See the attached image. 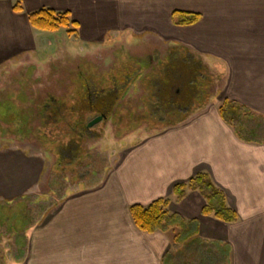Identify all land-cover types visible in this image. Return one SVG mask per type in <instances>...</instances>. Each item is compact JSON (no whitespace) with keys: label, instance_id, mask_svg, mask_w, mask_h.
Instances as JSON below:
<instances>
[{"label":"crops","instance_id":"0c3cea01","mask_svg":"<svg viewBox=\"0 0 264 264\" xmlns=\"http://www.w3.org/2000/svg\"><path fill=\"white\" fill-rule=\"evenodd\" d=\"M16 3L22 12L13 10ZM43 8L68 12L84 44L133 31L138 39L154 37L210 59L221 66L224 82L215 102L178 126L127 145L94 186L60 199L28 231L20 264H179L182 251L195 246L227 264H264V144L238 140L218 111L227 99L264 117V0H0V71L41 49L42 32L27 16ZM174 11L201 19L178 27L171 21ZM44 163L23 149L0 151V204L38 193ZM200 172L223 192L237 222L202 216L205 202L190 192L172 201L169 211L185 224L194 221L192 235L180 240L178 228L153 234L136 228L131 206L168 197L174 184Z\"/></svg>","mask_w":264,"mask_h":264},{"label":"rangeland","instance_id":"374dc122","mask_svg":"<svg viewBox=\"0 0 264 264\" xmlns=\"http://www.w3.org/2000/svg\"><path fill=\"white\" fill-rule=\"evenodd\" d=\"M74 29L71 26L54 32L37 30L42 32L41 49L31 56L18 57L16 62L13 59L12 64H6L0 71V151L19 148L45 161V175L38 193L0 204V264H20L28 231L52 212L60 199L94 186L100 173L109 170L121 150L145 136L186 122L208 103L215 102L223 87L221 66L213 65L206 57L169 47L154 37L138 39V34L129 30L126 34L107 33L97 42L84 44ZM68 31H76V35ZM171 54L189 59L192 83L187 87L176 77L172 79L174 82L170 79L176 86L167 96L166 89L156 88L152 79L154 73L163 74V65ZM123 67L129 73L126 81L120 77L111 87L119 97L114 112L89 128L91 134L84 142L85 151L77 161V157L75 161L62 160L56 144L69 131L59 123L44 129L38 106L50 97L69 95L73 80L82 85L81 79L89 74L104 84L105 77ZM167 84L170 85L162 81L157 86ZM197 92L199 95H195ZM94 118L96 115H88L86 123ZM41 128L49 135L44 142L37 135ZM62 153L68 159L67 148ZM213 203L217 206L219 202ZM193 231L191 227L190 234ZM10 242L15 246L8 249ZM10 251H15V257Z\"/></svg>","mask_w":264,"mask_h":264},{"label":"trees","instance_id":"16d2710c","mask_svg":"<svg viewBox=\"0 0 264 264\" xmlns=\"http://www.w3.org/2000/svg\"><path fill=\"white\" fill-rule=\"evenodd\" d=\"M13 10L17 13L22 12L20 3H16ZM27 17L30 26L39 31L54 32L60 28L68 29L71 26L75 27V29L78 28V25L71 21L68 12H55L51 9L43 8L29 13ZM200 19L201 16L194 13L174 11L171 14L173 25L178 27L195 25ZM75 33L76 31H68V34L76 35ZM167 61L168 63L163 65V74H160V70L158 71L160 75L154 73L152 83L158 89L159 87H164L166 89L164 93L168 96L169 91L173 93L176 86L171 83L174 82L172 80L174 77L179 81L185 82L187 87L192 82H189V59L187 57L171 54ZM128 67L131 66L128 65ZM117 68L114 70L113 75L105 77L106 81H104V84H102L103 82L98 83L97 77L94 79L92 75L87 74L86 77L81 79L82 85H77V80L72 81V89L69 95L64 94L63 98L50 97L49 100L40 103V107L38 106L39 116L42 120L41 125L45 126L44 129H47L48 125L59 123L69 131V133L66 131L68 135H64L63 139L56 144L62 160L65 158L67 162L75 161L73 159L77 157V161L78 156L82 152L84 153V142L88 139L89 134H91V131L87 128L88 123H86L88 115H96V117L103 115L108 117L114 112V107H116L119 97L116 95V92L111 90V87L115 86L114 81L116 82L120 77L125 82V77L129 75L127 68L123 67L122 70H117ZM192 76L196 75L193 74ZM148 80L151 82V79ZM162 81L163 83L167 81L170 85L157 86V83ZM105 82L108 84H105ZM79 87L81 88L77 89ZM195 95H199L198 92ZM218 111L222 121L231 127L238 140L244 143L264 144V117L256 115L248 108L227 99L220 104ZM44 129L37 130V135L43 142L49 137ZM63 148H67L68 159L62 157L63 153L61 154V150ZM190 192H197L204 199L205 205L201 209L202 216L213 217L215 220L224 223L237 222V214L225 205L223 192L215 186L207 173L200 172L186 182L174 184L168 197L157 199L147 206H131L129 213L136 228L147 234L156 232L166 233L173 228H178L180 232L176 237L177 239L185 234H190L191 227L195 231L192 225L194 221L185 224L179 216L169 211V204L172 201L181 202ZM216 200L219 202L217 206L213 203ZM206 251V247L196 246L189 250L184 249L179 256V264H227L226 258V261L223 262L221 258H216L218 256L205 255L204 252Z\"/></svg>","mask_w":264,"mask_h":264},{"label":"water","instance_id":"95a60500","mask_svg":"<svg viewBox=\"0 0 264 264\" xmlns=\"http://www.w3.org/2000/svg\"><path fill=\"white\" fill-rule=\"evenodd\" d=\"M103 119H105V116L103 115H99L98 117L94 118L92 121H90L88 124H87V128H91L93 127L95 124L99 123L100 121H102Z\"/></svg>","mask_w":264,"mask_h":264}]
</instances>
